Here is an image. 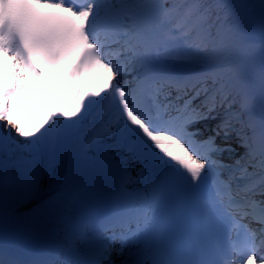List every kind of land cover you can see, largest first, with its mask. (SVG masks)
Segmentation results:
<instances>
[{
    "label": "snow or ice",
    "instance_id": "6c2138e0",
    "mask_svg": "<svg viewBox=\"0 0 264 264\" xmlns=\"http://www.w3.org/2000/svg\"><path fill=\"white\" fill-rule=\"evenodd\" d=\"M0 264H264V0H0Z\"/></svg>",
    "mask_w": 264,
    "mask_h": 264
},
{
    "label": "rangeland",
    "instance_id": "374dc122",
    "mask_svg": "<svg viewBox=\"0 0 264 264\" xmlns=\"http://www.w3.org/2000/svg\"><path fill=\"white\" fill-rule=\"evenodd\" d=\"M24 92L25 91L21 89L20 96L16 100L14 118L20 121L21 126L34 130L35 125L38 122H42L50 112L48 111V108L45 105L33 106L31 104V100L28 99L26 93ZM74 101V98L71 99V102L67 100L68 105H65L63 108L57 106L55 112H58L60 109H71ZM12 225L13 224L11 223L10 227H12ZM12 229L13 228H11V231Z\"/></svg>",
    "mask_w": 264,
    "mask_h": 264
},
{
    "label": "bare ground",
    "instance_id": "6f19581e",
    "mask_svg": "<svg viewBox=\"0 0 264 264\" xmlns=\"http://www.w3.org/2000/svg\"><path fill=\"white\" fill-rule=\"evenodd\" d=\"M256 38L258 39L259 37H258V34H257V36H256ZM71 92H73V90H69L68 88H66V90H65V93L63 94V92H62V94L60 93V95L62 96L61 97V100H63L64 99V97L63 96H68ZM63 98V99H62ZM10 224L11 223H9V225H8V229H9V226H10ZM7 229V230H8Z\"/></svg>",
    "mask_w": 264,
    "mask_h": 264
},
{
    "label": "trees",
    "instance_id": "16d2710c",
    "mask_svg": "<svg viewBox=\"0 0 264 264\" xmlns=\"http://www.w3.org/2000/svg\"><path fill=\"white\" fill-rule=\"evenodd\" d=\"M22 211H24V210H22Z\"/></svg>",
    "mask_w": 264,
    "mask_h": 264
}]
</instances>
